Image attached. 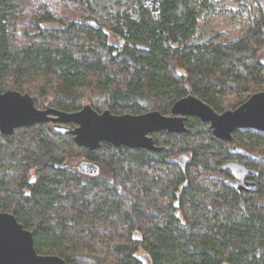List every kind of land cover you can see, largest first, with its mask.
<instances>
[{"label": "trees", "instance_id": "obj_1", "mask_svg": "<svg viewBox=\"0 0 264 264\" xmlns=\"http://www.w3.org/2000/svg\"><path fill=\"white\" fill-rule=\"evenodd\" d=\"M215 6L164 0L155 21L140 0H0V94L66 113L169 116L188 95L235 110L264 91V34L256 22L237 40L207 39ZM186 126L154 134L159 153L108 143L90 152L52 124L0 133V213L33 234L40 255L67 264H264V133L235 131L228 144L198 119ZM230 160L259 172L258 193L224 184Z\"/></svg>", "mask_w": 264, "mask_h": 264}, {"label": "water", "instance_id": "obj_2", "mask_svg": "<svg viewBox=\"0 0 264 264\" xmlns=\"http://www.w3.org/2000/svg\"><path fill=\"white\" fill-rule=\"evenodd\" d=\"M164 0H141V5L155 21L161 20ZM262 15L261 32L264 34V0H256ZM95 29L99 26L92 23ZM189 118L207 124L213 136L220 141L233 143V133L241 130H255L264 133V91L253 94L244 104L232 111L216 112L199 98L188 95L177 101L169 116L159 111L142 115H115L110 110L98 113L86 105L76 113H66L52 107L39 109L29 94L7 91L0 94V133L14 135L17 129L38 124H52L55 133L71 135L77 147L90 152L98 151L103 143L114 148L146 150L159 153L163 147L156 145L154 134L166 132L171 135L189 133L186 126ZM70 125H75L71 127ZM234 152H241L237 148ZM192 156L181 152L177 162L182 169L191 164ZM78 171L88 177L100 175V167L93 162H81ZM227 177L224 184L238 194L258 193L256 179L259 172L238 161L230 160L221 166ZM0 264H67L58 256L40 255L33 234L9 213H0Z\"/></svg>", "mask_w": 264, "mask_h": 264}, {"label": "rangeland", "instance_id": "obj_3", "mask_svg": "<svg viewBox=\"0 0 264 264\" xmlns=\"http://www.w3.org/2000/svg\"><path fill=\"white\" fill-rule=\"evenodd\" d=\"M205 21L207 39L213 36L237 40L252 24L260 22L261 26L262 15L256 0H216L215 10ZM114 44L118 45L117 40ZM79 163L78 159H74L69 166L76 168Z\"/></svg>", "mask_w": 264, "mask_h": 264}, {"label": "bare ground", "instance_id": "obj_4", "mask_svg": "<svg viewBox=\"0 0 264 264\" xmlns=\"http://www.w3.org/2000/svg\"><path fill=\"white\" fill-rule=\"evenodd\" d=\"M140 4H141V1H140Z\"/></svg>", "mask_w": 264, "mask_h": 264}, {"label": "flooded vegetation", "instance_id": "obj_5", "mask_svg": "<svg viewBox=\"0 0 264 264\" xmlns=\"http://www.w3.org/2000/svg\"><path fill=\"white\" fill-rule=\"evenodd\" d=\"M227 177V176H226Z\"/></svg>", "mask_w": 264, "mask_h": 264}]
</instances>
